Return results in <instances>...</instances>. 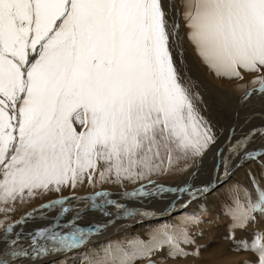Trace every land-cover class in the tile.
<instances>
[{
	"label": "snow or ice",
	"instance_id": "6c2138e0",
	"mask_svg": "<svg viewBox=\"0 0 264 264\" xmlns=\"http://www.w3.org/2000/svg\"><path fill=\"white\" fill-rule=\"evenodd\" d=\"M178 17L209 71L228 82L252 77V91L264 93V0H180L179 6L175 0H0V215L94 179L119 183L166 174L215 143L177 67ZM245 147L237 142L228 151L237 155ZM224 165L227 174V159ZM250 183L255 199L237 185L233 206L225 208L236 228L264 214V188L254 176ZM203 191L157 186L126 195L195 199ZM87 199L93 206L113 203L102 192ZM68 203L50 200L8 224L0 264L82 245L93 229L76 224L79 211L72 230H60ZM56 210L51 224L28 234L27 249L20 246L22 232L11 238L17 226ZM199 223L193 216L166 224L148 241L109 247L90 264H156L153 255L164 252L170 259L199 256V249L183 247L195 244L189 225ZM262 241L257 235L243 246L257 254L256 264H264Z\"/></svg>",
	"mask_w": 264,
	"mask_h": 264
},
{
	"label": "bare ground",
	"instance_id": "6f19581e",
	"mask_svg": "<svg viewBox=\"0 0 264 264\" xmlns=\"http://www.w3.org/2000/svg\"><path fill=\"white\" fill-rule=\"evenodd\" d=\"M169 1H170V3L172 2V0H169ZM179 30H180L179 31L180 47L178 49H174V52H175L174 56H175V58L177 60V67H178L180 75L182 77V82L189 81L190 79H189L188 76L194 77V80H195L196 86H197L196 87V91L203 98V103L204 102H209V103H212V104L214 102L218 103L219 101L214 99V98L222 96L223 99H224L222 102H225V104L227 106V103L229 102L228 101L229 97H230V99L231 98H235V96H231L228 91L229 90H234V91H237V93L240 92V90H242V88L239 87L240 83L239 82H228V81H225V80L217 77L211 71H209L207 66L201 61V59L197 55L194 46L187 40L186 28L184 27V29H183L182 27H180ZM180 49H181V52L179 51ZM181 53H182V55H181ZM185 57H186V59L188 61L187 64H186V61L184 60ZM189 66H191V70H190ZM212 77H213V79L219 80L221 82L222 86L217 85L216 83L213 84L211 79H210ZM233 95H235V94H233ZM238 96H242V95H238L237 94V97ZM240 98L241 97H239L238 99H240ZM253 100H251V102ZM245 101L246 100L244 99L242 104H244ZM222 102H220L219 104H221ZM194 104H195V106L198 105V103L195 100H194ZM215 105H217V104H215ZM251 107L254 108V106H252V105H251ZM226 109H227V107H226ZM213 110H214V112H216V111L217 112H221L223 115L225 113L224 112L225 108H222V109L218 110V109H215L214 106H213ZM199 113H200L201 116L204 115L203 112H199ZM231 114H229V115H231ZM248 114H254V111L253 112H245V114L242 111H240L238 114H236V116L238 115V117H236L234 115L233 120L231 119L230 120L231 122L228 124L229 128L227 127V129H229L227 131V133H226V135L228 137H230V134L232 133L230 131H232V129L235 130V131L238 129L237 130L238 132L241 131V133L244 134L249 129H251L249 132H252L254 129H256V127L258 128V126H262V125H258V124L257 125L253 124V122L256 121V119L259 120V124H262V122H260V118H257L259 115H254L253 116L256 119L247 118V117L243 118L244 116H242V115L246 116ZM223 115L221 116V119H223ZM242 118H243V120H242ZM204 120L207 121L206 118H204ZM235 122H239V125L236 124V126H238L236 129L234 128ZM240 125H243V127L242 128L239 127ZM215 126H218V128L220 130L217 133V136L220 137L219 133L221 132V128H220V124H219L218 120H216L215 125H211L210 126L213 132H214ZM233 138H234V136H233ZM219 139H223V138L220 137ZM262 139H264V138H262ZM221 141H223V140H221ZM221 141H220V143H221ZM231 141H233V143H234L235 140H231ZM244 169H246V167ZM174 170H176V168ZM174 170H172V171H170V172H168L166 174H163V175H152L150 177H146L145 179H138V180H135V181L124 180V181H121L119 183H116V182H107V183L101 182L103 184V187L102 186L101 187L103 189H106V190L109 189V190H107L108 192L115 191V193L120 192V191H124V190H130V189H133V188L139 186L140 184H142L144 182H147V181H150V180H155L156 178L168 179L170 177H173ZM191 170H190V172L188 174H186L187 172L183 173L184 176L181 177V178L179 177L180 178V182H178L179 180L176 181V182H178V184L181 185V186L185 185L186 184L185 182L187 180H189L188 178L191 175ZM247 170H248V167H247ZM253 176H255V175H253ZM237 177H239V176H237ZM175 180H177V179H175ZM231 180H234V179H230V181ZM94 183L95 182H93V183H87L86 182L84 185L78 186L74 191H69V190L66 189L60 194L51 193V194H49L46 197L38 198V199H36L34 201H31L29 203H23V204L18 203V204H16L15 205V211L11 212L8 215L7 218H5L3 215H0V220H4V224L7 223L4 227H2L0 229V236L3 235L4 228H6L8 226V224H15L17 221L21 220L23 217L31 214L32 213V209L35 208L37 205L39 207L40 204H45V203L49 202L50 200L58 199V198H61V197L70 198L72 195L77 197V198L75 200H72L71 202H69L67 206H70V205H72V203H75L77 201L80 204H82V202L85 201V199L87 197H89V195H91V193L96 192L95 188H93V186H95ZM187 183H191V181H188ZM239 183L240 182L238 181L236 183V186L239 185L241 187V184H239ZM97 184H98V182H97ZM118 184H124L126 187L124 189H118L119 188V187L117 188ZM221 186H219V187H221ZM97 188H99V187H97ZM231 188H234V186L228 185L227 186V191H229ZM110 197H108V199L113 201L112 204L105 203L102 200H101L102 202H99V204L104 205L103 207H100V210L102 211V213L103 212L104 213L107 212V213H109L110 215H112L115 218L124 216L125 214H124L123 210H118L115 207V205H117L118 203H121L120 200L118 198H116V197H112V196H110ZM208 199L210 201V198H207V197H206L205 201H207ZM153 203L154 204H159V205L162 204L163 206L170 204V202L164 203L163 201H155ZM200 203L203 204V201L201 200ZM212 203H213V206H211L212 213L210 214V216L208 218L206 216H204V218H203V216L200 215L202 213V211H201L200 214H197L196 211L193 210V209L188 210V211L183 210L180 214H177L175 217H173V218H171V219H169L167 221H164L163 224H162V221H158V222H156L154 224H151V225L147 224V225L139 226V224H137L136 226L131 227L130 229L121 232V234L114 235L111 240L100 241L96 245H89L88 244L89 238H88L82 245L79 246V250L80 251H76V252H62L61 255H57V256L49 259V260H46V258H42L41 261L39 260V262H33V263H30V264H90L91 261H95V260L103 258L104 253H105V249H107L109 247H114L116 245L124 246L129 241L136 240V239H140V240H143V241H148L151 238V234L155 230L164 227L166 224L178 225V224L181 223V221L185 220L187 217H193V216L198 217L199 221H200L199 224L189 225V231H190V234L193 236V238L195 240V244L190 245V246H183V247H185V250L189 251V252H194L197 249H199V252H200L199 256H191L190 255L188 257L170 259V258L166 257V252L157 253V254L153 255V257H152V260H155L156 264H247V262H251L252 259L254 261H256L257 260V254H255V253H253L251 251H246V250H244L243 247H241L242 246L241 244H243L244 242L246 244L248 243V245L250 246L252 244V240L251 241H247V239H245V241H242L240 239V237L238 236L239 238L236 239V243H237V241L238 242H243V243L240 244L241 246L239 245L240 247H238V246L234 247V245H232L233 244L232 243L231 244V251H229L227 249V247L230 246V242L228 240V237H226V235L222 231H220L217 228H215V227H219V224L221 225L222 224L221 221H223V219L221 218L223 216H221L219 214L218 210H217V208L219 209L218 204H220V203H217L216 201H213ZM221 204L225 205V203H221ZM107 206L110 207V208L106 209ZM220 207H221V205H220ZM69 208H71V207H69ZM114 208H116V209H114ZM221 208H223V207H221ZM123 209H126V207H123ZM127 209L129 210V213L131 211L137 212V208H129V207H127ZM87 212H88L87 216H90L89 215V213H90L89 210H87ZM118 213H119V216H117ZM94 215H96V214H94ZM226 217L227 218L228 217L231 218L228 215ZM226 217H225V219H226ZM262 217H263L262 214H256L255 220L260 221L262 219ZM229 218H228V220H229ZM94 219H97V218H92V219H88V220L89 221H93ZM34 220L39 221V218L34 217L33 221ZM101 220H106V219L102 218ZM135 222L136 221H134L132 223H135ZM43 223H44V220H43ZM79 223H81V222H79ZM107 223H109V222L108 221H104V222H101L100 225H104V224H107ZM41 225H42V223H41ZM77 225L79 226V224H77ZM95 226H97V225H95ZM19 227L20 226H17L14 229V231L17 230ZM224 227H227V226H224ZM40 228H42V226ZM65 228H67L69 231L72 230L68 226H66ZM220 228H223V227H220ZM123 229H124V227H123V225H121V226H119V228L117 230L118 231H122ZM242 229H244V228H242ZM238 230L236 232H238ZM23 231H24V233H26L25 229ZM225 231H226V229H225ZM234 231H233V233H234ZM243 231H242V233H243ZM247 232H249V230ZM209 233L210 234L211 233H216V235L218 234L217 238L220 239L219 240L220 242L217 241V238L212 237V235L209 236ZM229 233H231V232H229ZM236 234H238V233H236ZM248 234L249 233H247V235ZM242 235L244 236V234H242ZM11 238H14V236H12ZM20 238H21L20 239V246H22V242H23L22 239L23 238L22 237H20ZM26 239H28V235H26ZM26 239H23V240H26ZM26 242H28V241H26ZM234 242H235V238H234ZM220 244H225V245L220 246ZM235 245H237V244H235ZM4 248H5V245L0 244V253L3 252ZM25 249H26V247H25ZM225 250L229 251L231 257H227V254H226ZM203 251H206L207 256L203 253ZM54 253H56V251H54ZM239 255H243V256H241L242 258L241 257L237 258V256H239ZM28 258L29 257H23L24 260H27ZM20 259H22V258H18L16 261L13 262V264H23V263H25V261H22V262L18 263V261ZM146 261H148V260H140V261L137 262V264H143ZM25 264H27V263H25ZM147 264H149V261L147 262Z\"/></svg>",
	"mask_w": 264,
	"mask_h": 264
},
{
	"label": "rangeland",
	"instance_id": "374dc122",
	"mask_svg": "<svg viewBox=\"0 0 264 264\" xmlns=\"http://www.w3.org/2000/svg\"><path fill=\"white\" fill-rule=\"evenodd\" d=\"M165 2L166 3H169L170 4V1L169 0H165ZM175 2L177 3V5L179 6V3H180V0H175ZM176 22L178 23V24H180V25H182L181 27L184 29V24H183V20L181 19V18H179V20H178V18H177V20H176ZM180 31V30H179ZM185 34V33H184ZM180 52H181V49L179 50ZM175 53V52H174ZM182 54V53H181ZM183 57V56H182ZM185 61H186V64H187V59H186V57H185V59H184ZM189 68H190V70H191V66H189ZM192 72V71H191ZM189 77V81H187V82H183L184 84H185V86L190 90V92H191V94H192V97H193V100H195L197 103H198V105L196 106V108H197V110H198V112H203L204 113V115L202 116L203 118H206L207 119V123L209 124V126H211V125H215V122H216V120H218L219 121V124H220V128H221V132L219 133L220 134V137L221 138H223V139H219L220 137L219 136H217V133L220 131L219 130V128H218V126H215V128H214V132H213V134H214V136H215V138H216V136L218 137V140H217V146H218V148H220L222 145H224V144H227L228 143V145L227 146H225V148H223V150H224V152L227 150V149H229V147L230 146H232V145H234L235 144V142H237V140H240L241 138H244V137H246V136H248L249 134H251V133H255V132H257L256 134H255V136H254V139H256V141H261V139L262 138H257L258 136H261V132H264V130H262V129H264V93H258V92H255V91H253L252 92V95H247V96H245L246 95V92H249V91H252V85L249 83V81L252 79V77H248V76H246V78H245V80L244 81H240L239 83H240V85L241 84H245V85H247V87L246 88H242V90H240V92H238L237 93V91H234V90H229L228 92H229V94L231 95V96H235V98H231L230 99V97H229V99H228V103H227V106H226V104H225V102H222L224 99H223V97L222 96H219V97H216V98H214V99H216V100H218L219 102L217 103V102H214L213 104L212 103H209V102H204L203 103V98L197 93V91H196V82H195V80H194V77H190V76H188ZM211 79V81H212V83L214 84V83H216L217 85H220V86H222V84H221V82L219 81V80H217V79H213V77L212 78H210ZM223 82V81H222ZM235 92V93H234ZM233 94H235V95H233ZM237 94L238 95H242V96H238L237 97ZM239 97H241L240 99H238ZM243 97V98H242ZM248 97V98H247ZM247 98V99H246ZM252 98V99H251ZM243 99V100H242ZM244 99L246 100L245 102H244V104H242L243 103V101H244ZM253 100L252 102H251V100ZM202 100V101H201ZM201 103H200V102ZM220 102H222L221 104H219ZM254 102V103H253ZM246 103V104H245ZM215 104H217V105H215ZM242 104V105H241ZM254 104V105H253ZM251 105L252 106H254V108H252L251 107ZM256 105V106H255ZM213 106H214V108L215 109H218V110H220V109H222V108H225V113H224V115L221 113V112H214V110H213ZM227 107V109H226V107ZM236 110V111H235ZM235 111V112H234ZM240 111H242L244 114H245V112H253L254 111V114H248V115H242V116H244L243 118H254L253 116L254 115H259L257 118H260V122H262V124H259V120H257L256 118H254V119H256V121H254L253 122V124H258V125H262V126H258V128L256 127V129H254L252 132H249V131H247L246 133H244V134H242L241 133V131H235V130H233L232 129V131H230V132H232L231 133V135H233L234 136V138H232V140H235L234 141V143H233V141H230V138L226 135V133H227V131L229 130V129H227V127H228V124L231 122L230 120L232 119L233 120V117H234V115L236 116V114H238ZM227 112V113H226ZM258 112V113H257ZM232 113V114H231ZM200 114V113H199ZM229 114H231V115H229ZM223 115V119H221V116ZM227 115V116H226ZM252 116V117H251ZM236 117H238V115L236 116ZM262 117V118H261ZM243 118H242V120H243ZM241 120V121H242ZM236 124L237 125H239V122H235V126H234V128L236 129L238 126H236ZM224 126V127H223ZM230 126V125H229ZM223 127V128H222ZM229 128V127H228ZM262 130V131H261ZM225 131V132H224ZM224 132V133H223ZM224 136V137H223ZM264 138V137H263ZM221 140H223V141H221ZM220 141H221V143H220ZM263 141V140H262ZM223 143V144H222ZM247 145L249 146V144H251V141L250 140H247ZM258 151V149H256L255 150V152H257ZM214 154V151L212 152V155ZM196 158H197V156L196 157H192V158H190V159H188L187 161H182L181 163H180V165L176 168V170H174V175H173V177H170V178H168V179H162V178H156L155 180L157 181V182H161V181H163V180H165V181H167V182H176V181H178V180H180V178L181 177H183L184 176V174L183 173H186V174H188L189 172H190V170L194 167V165H196ZM258 156H256L255 157V159L254 160H258ZM264 157L261 159V161H260V167H258L257 165H255V164H249V165H247V166H244V167H242V168H240L239 170H237L235 173L237 174H234L235 175V177H233V178H231V179H234V180H227L221 187H219V188H217L214 192H211V193H209L206 197L207 198H210V205L211 206H213V201H216L217 203H220V204H218V207H219V209L217 208V210H218V212H219V214L221 215V216H223V217H221L222 219H223V221H221V225L219 224V227H215V228H217L218 230H220V231H222L225 235H226V237H228V240H229V242H230V246L229 247H227V249L229 250V251H231V244L232 245H234V247L235 246H238V247H240L241 245V247H243L244 246V244H245V242L243 243V242H238L237 241V243H236V239L237 238H239L240 237V239L242 240V241H245V239H247V241H251L252 240V242L256 239V237H257V235H260L261 237H264V214H262L263 215V217H262V219L260 220V221H258V220H254V221H251L249 224H247L245 227H242V228H244V229H240V228H236V227H234L233 226V220H232V218H229V220H228V218L226 217L227 215H225V208L226 207H232V199H231V197H232V195L234 194V192H233V189L234 188H231L229 191H227V186L228 185H230V186H236V183L239 181V182H245V183H249L250 182V176H253V175H255V176H261L260 178L262 179V182H263V180H264V175H262V174H264ZM213 165H214V163H211V161H210V158H205L204 159V161H203V165H202V168H201V171L198 173V178L196 179V180H194V183H196V184H198V185H203V184H208V183H210L211 181H209V180H211V178H212V174H210V175H207V172L208 171H211L212 172V169H213ZM204 166V167H203ZM246 167V169H244ZM247 167H248V170H247ZM220 169H221V167H219ZM192 171V170H191ZM237 176H239V177H237ZM245 176V177H244ZM180 177V178H179ZM173 178V179H172ZM236 178V179H235ZM170 179V180H169ZM175 179H177V180H175ZM151 181V180H150ZM235 181V182H234ZM93 182H95L94 184H95V186H93V188H95V190H96V192H101L102 190H106V189H103L102 187H103V184L101 183V182H99L98 180L96 181V179H94V181ZM97 182H98V184H97ZM205 182V183H204ZM102 185H101V184ZM145 183V182H144ZM144 183H142V184H144ZM239 184H241V183H239ZM141 185V184H140ZM102 186V187H101ZM97 187H99V188H97ZM119 187V188H118ZM126 186L124 185V184H118V186H117V188L118 189H124ZM242 187V186H241ZM102 188V189H101ZM243 188V187H242ZM99 189V190H98ZM107 190H109V189H107ZM96 192H94V193H96ZM94 193H91V194H94ZM150 200V199H149ZM218 200V201H217ZM154 202V201H153ZM231 202V203H230ZM221 203H225V205H223V204H221ZM231 205H230V204ZM121 205V203H118V205ZM42 204H40L39 205V207L41 206ZM220 205H221V207H223V208H221L220 207ZM104 205H100V207H103ZM38 207V205L35 207V208H33L32 209V212H33V210L34 209H37V208H39ZM99 207V208H100ZM108 208H110V207H106V209H108ZM114 209H116V208H114ZM126 209H127V207H126ZM128 210V209H127ZM65 214H67V213H65ZM52 216L53 214H50V212L47 214V218H46V220L48 219L49 220V218H51L50 216ZM89 215H90V213H89ZM117 216H119V213L117 214ZM226 217V219H225V217ZM72 218V219H71ZM85 219V223H87V225L88 224H90V223H92V221H89L88 219H86V217L84 218ZM169 219H171V218H169ZM168 219V220H169ZM39 220H41V219H39ZM44 220V219H43ZM43 220L42 221H40V225H39V227H44V226H46L47 224H48V222H45V220H44V223H43ZM61 220H62V222H60L61 223V227L62 226H64V227H66V226H68L69 225V223L71 222V220H73V217H66V218H64V217H61ZM94 221V220H93ZM164 221H167V220H164ZM163 221V222H164ZM225 221V222H224ZM37 222V221H36ZM81 223H78L77 221H76V224H79V226H81V224H83L84 223V221H80ZM41 223H42V225H41ZM7 224V223H6ZM6 224H4L3 226H0V229L2 228V227H4ZM228 224V225H227ZM232 224V225H231ZM66 225V226H65ZM145 225H147V224H145ZM151 225V224H150ZM95 226V225H94ZM224 226H227V227H224ZM27 227V226H26ZM26 227L24 228L25 230H26ZM220 227H223V228H220ZM247 227V228H246ZM18 229H20V228H18ZM23 229V230H24ZM35 229H37V227L36 226H34V227H32V228H29V229H27L26 230V233H24V231L22 230V233H24L21 237L23 238V239H26V235H28L31 231H33V230H35ZM225 229H226V231H225ZM233 229V230H232ZM239 229V230H238ZM235 230V231H234ZM238 230V232H236ZM244 230V231H243ZM249 230V232H247ZM126 231V230H125ZM233 231H234V233H233ZM241 231V232H240ZM242 231H243V233H242ZM228 234H227V233ZM229 232H231V233H229ZM245 232V233H244ZM233 233V234H232ZM236 233H238V234H236ZM247 233H249L248 235H247ZM235 234V235H234ZM241 236H240V235ZM242 234H244V236L242 235ZM212 235V237H214V238H217L218 237V234L216 235V233H209V236H211ZM16 236V235H15ZM15 236H14V238H15ZM235 236V237H234ZM239 236V237H238ZM245 237V238H244ZM234 238H235V242H234ZM243 238V239H242ZM21 239V238H20ZM22 239V248H25L26 247V249L28 248V242H26V241H28V239H26V240H23ZM250 239V240H249ZM109 240V239H108ZM220 239L219 238H217V241H219ZM104 241H107V240H104ZM246 241V242H247ZM220 242V241H219ZM262 242H264V241H262ZM241 243H243V244H241ZM235 244H237V245H235ZM241 244V245H240ZM248 244V243H247ZM223 245H225V244H220V246H223ZM240 245V246H239ZM244 248V247H243ZM226 251V254H227V257H231L230 256V253H229V251H227V250H225ZM203 253L207 256V253H206V251H203ZM229 254V255H228ZM241 256H243V255H239V256H237V258L239 257H241ZM23 258V257H22ZM242 258V257H241ZM253 261V262H252ZM247 264H256V261H254L253 259L251 260V262H247Z\"/></svg>",
	"mask_w": 264,
	"mask_h": 264
},
{
	"label": "crops",
	"instance_id": "0c3cea01",
	"mask_svg": "<svg viewBox=\"0 0 264 264\" xmlns=\"http://www.w3.org/2000/svg\"><path fill=\"white\" fill-rule=\"evenodd\" d=\"M239 127H241V128H242V127H243V125H240ZM257 143H259V142H257Z\"/></svg>",
	"mask_w": 264,
	"mask_h": 264
}]
</instances>
